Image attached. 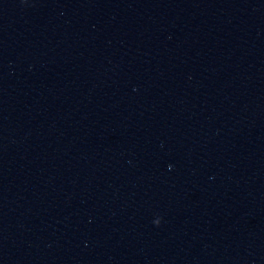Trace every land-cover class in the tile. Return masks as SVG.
I'll return each instance as SVG.
<instances>
[{
  "label": "water",
  "instance_id": "95a60500",
  "mask_svg": "<svg viewBox=\"0 0 264 264\" xmlns=\"http://www.w3.org/2000/svg\"><path fill=\"white\" fill-rule=\"evenodd\" d=\"M0 264H264V0H0Z\"/></svg>",
  "mask_w": 264,
  "mask_h": 264
},
{
  "label": "clouds",
  "instance_id": "9594fccd",
  "mask_svg": "<svg viewBox=\"0 0 264 264\" xmlns=\"http://www.w3.org/2000/svg\"><path fill=\"white\" fill-rule=\"evenodd\" d=\"M160 222H161V221H160V220H158V221H156V222H155V224L159 225V224H160Z\"/></svg>",
  "mask_w": 264,
  "mask_h": 264
}]
</instances>
